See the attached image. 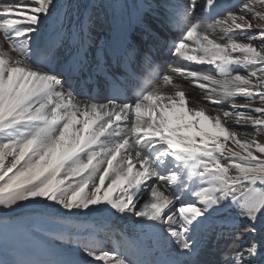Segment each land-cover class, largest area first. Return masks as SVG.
<instances>
[{"label": "snow or ice", "instance_id": "obj_1", "mask_svg": "<svg viewBox=\"0 0 264 264\" xmlns=\"http://www.w3.org/2000/svg\"><path fill=\"white\" fill-rule=\"evenodd\" d=\"M196 7V0L138 6L169 31L183 30L173 54L214 72L180 75L208 90V104L226 108L188 107L168 74L162 81L174 94L161 97L156 88L129 100L140 80L133 65L155 75L156 55L168 47L139 11L146 47L129 36L92 55L75 32L45 35L55 0H0V230L47 218L53 228L21 233L38 235L61 257L44 264H199L210 240H239L241 228L259 243L228 245L215 264H264V0L231 7L204 0L214 18L206 26L192 19ZM109 59L120 72L101 67ZM102 72L100 102L89 89ZM194 179L196 200L181 199ZM156 181L176 191L166 195ZM95 217H114L133 237L102 247L83 235L90 225L81 221ZM17 256L0 231V264H38Z\"/></svg>", "mask_w": 264, "mask_h": 264}, {"label": "bare ground", "instance_id": "obj_2", "mask_svg": "<svg viewBox=\"0 0 264 264\" xmlns=\"http://www.w3.org/2000/svg\"><path fill=\"white\" fill-rule=\"evenodd\" d=\"M243 1L244 0H224L225 3H229L230 7L242 4ZM149 2L158 5L162 2H167V0H55V3L58 5L57 16L48 26H46L45 35L50 33L55 34L60 30H63L65 33L75 32L78 36L88 39L92 55H95L98 50L103 53L108 49L115 47L114 42L116 40L123 43L126 37L129 36L132 42L138 47L142 48L144 45L146 47L149 41L143 39L145 32L143 28L139 26L137 20V12L139 11L140 14L143 15L144 22L164 36L165 43L168 46L166 50L160 51L156 55V59L159 61L160 66L155 75L146 72L139 66V63L133 65L135 70L140 73L139 82L142 81V86L144 83L148 85L153 81L155 84L149 86H152V90L159 88L160 91L158 95L161 97L172 95L175 91L172 85H165L163 82H158L162 74H171L173 76V84H179L185 90L188 107L199 108L201 106H206L209 109L215 107H228L227 102L221 106L208 104L205 99L208 90L199 88V82L194 78H185L180 75V71L210 70L209 65H198L194 61H184L182 57H177L173 54L172 47L179 42L183 30L178 29L169 31L163 20H160L159 23H157L152 20V16H154L153 14L144 13L138 8L139 5ZM181 2L187 4L188 0H181ZM201 2V0H196L197 7L192 19L200 21L206 26L207 24H211L214 18L210 14L205 15V13H199L198 8L200 9ZM91 9H100L102 14L93 20L90 16ZM154 11L163 14L164 9L156 8ZM105 25H107V27ZM209 31H211V29H209ZM256 31L257 30H248L247 35H254L257 33ZM215 35L219 37L223 35V33L217 28L215 30ZM168 38H170V41H167ZM189 44L190 47H195L192 42H189ZM101 67L110 70L113 73L121 71L120 68L112 66L110 59L106 66L102 64ZM173 69H178L179 71L174 72ZM95 78L98 81L99 87L90 86L89 95H95L98 101L103 102L107 95L103 72ZM77 91H79V89ZM145 94H147V87L143 92L140 91V88L136 87L135 90L128 93V97L130 101L138 102L139 98ZM81 98L86 99L87 97L81 95ZM145 103L147 104L148 102ZM232 126L239 129V126L234 123ZM101 139L104 138L102 137ZM228 146L233 147L231 141L228 142ZM149 183H153V181H149ZM155 183L159 185L160 189L164 191L166 195L176 191L175 185H169L162 181H156ZM196 183L197 181L194 179L186 186L184 193L181 195V199L196 200V197L191 194L192 188ZM148 198H150V193L145 197V199ZM170 207L178 209L179 201ZM85 220L89 221L90 227L83 233V235L94 237L101 241V246L106 249H114L117 246H123L125 238L131 239L133 237V233L127 230L125 226L114 217H95L87 218ZM237 235L241 237L239 240L222 239L219 242L216 240H210L207 246L202 249L198 257L199 264H215V262L223 258L221 250L233 243H235L238 248H247L253 242L259 243L258 236L254 239L251 234L245 233L242 228ZM53 251H55L54 254L48 253V256H46V254L44 255L48 261L61 258L56 250Z\"/></svg>", "mask_w": 264, "mask_h": 264}, {"label": "rangeland", "instance_id": "obj_3", "mask_svg": "<svg viewBox=\"0 0 264 264\" xmlns=\"http://www.w3.org/2000/svg\"><path fill=\"white\" fill-rule=\"evenodd\" d=\"M199 13L203 14L205 13L204 10V0H201ZM244 2V1H243ZM242 2V3H243ZM225 3V2H224ZM227 6L229 3H225ZM102 14V11L100 9H91L90 10V16L94 20L96 17H99ZM89 16V17H90ZM152 20L159 23L160 19H157V17L154 15L152 16ZM255 23V21H254ZM107 27V25H105ZM110 27V25H109ZM93 28V27H92ZM257 33L259 32L258 29H256ZM175 39V38H174ZM176 40V39H175ZM167 41H170V38H168ZM260 38L257 36V39L253 41V43L259 44ZM213 68V66H211ZM237 71H239L241 74H243L244 70L242 68H237ZM214 72V68L212 70ZM171 75V74H168ZM162 76H160V80L158 82L162 81ZM157 82V83H158ZM153 86V85H152ZM152 86H150L149 91H151ZM242 98H237V103H240ZM8 159H11L9 157ZM7 163V161H6ZM82 223L88 224L89 221H81ZM54 225L48 222L47 218H33L31 221L24 225H16V226H9L6 227L0 231H2L3 238L6 243L9 245H13L18 249V256L17 259L22 261H34L38 262V264H44V262L48 261L44 255L48 256L47 254H54L55 251L50 246L46 244L38 235H32L30 239H25L21 233L22 232H32L33 230H39L41 233L43 230L51 229Z\"/></svg>", "mask_w": 264, "mask_h": 264}]
</instances>
